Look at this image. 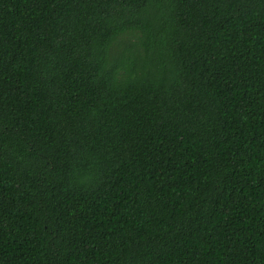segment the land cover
Returning a JSON list of instances; mask_svg holds the SVG:
<instances>
[{"label":"trees","instance_id":"obj_1","mask_svg":"<svg viewBox=\"0 0 264 264\" xmlns=\"http://www.w3.org/2000/svg\"><path fill=\"white\" fill-rule=\"evenodd\" d=\"M0 264H264V0H0Z\"/></svg>","mask_w":264,"mask_h":264}]
</instances>
